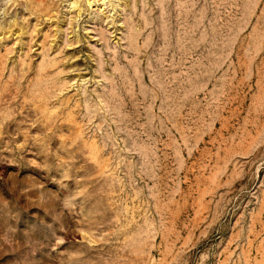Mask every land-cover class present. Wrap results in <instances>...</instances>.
<instances>
[{
	"label": "rangeland",
	"instance_id": "1",
	"mask_svg": "<svg viewBox=\"0 0 264 264\" xmlns=\"http://www.w3.org/2000/svg\"><path fill=\"white\" fill-rule=\"evenodd\" d=\"M0 264H264V0H0Z\"/></svg>",
	"mask_w": 264,
	"mask_h": 264
}]
</instances>
